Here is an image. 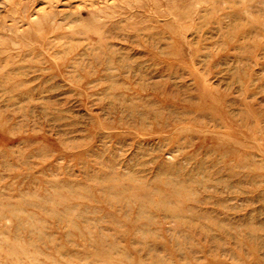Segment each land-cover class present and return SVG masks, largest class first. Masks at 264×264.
Wrapping results in <instances>:
<instances>
[{"label":"rangeland","instance_id":"rangeland-1","mask_svg":"<svg viewBox=\"0 0 264 264\" xmlns=\"http://www.w3.org/2000/svg\"><path fill=\"white\" fill-rule=\"evenodd\" d=\"M0 264H264V0H0Z\"/></svg>","mask_w":264,"mask_h":264}]
</instances>
